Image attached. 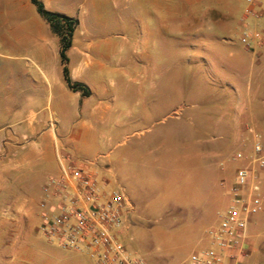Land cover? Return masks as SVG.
I'll use <instances>...</instances> for the list:
<instances>
[{"label":"rangeland","instance_id":"374dc122","mask_svg":"<svg viewBox=\"0 0 264 264\" xmlns=\"http://www.w3.org/2000/svg\"><path fill=\"white\" fill-rule=\"evenodd\" d=\"M122 2L113 10L79 6L74 12L92 60L79 82L94 90L91 101L105 111L87 118L77 107L79 137L71 153L78 160L99 155L109 186L125 188L134 208L122 242L148 264H179L215 247L210 230L229 203L227 190L240 165L234 155L252 149L250 128L264 139L261 45L251 49L240 41L245 29L259 34L264 26L259 17H245L246 0H201L197 8L172 11L152 10L149 0ZM40 16L35 5L31 12L0 6V98L6 87L21 83L18 72H27V84L21 83L26 100L8 123L48 103L50 92H38L44 85L29 50L16 42ZM7 117L0 111V126ZM52 165L48 160L38 167L42 178L51 175ZM42 178L34 176L29 191L18 186L17 198L39 199ZM256 218L251 251L264 244V214ZM39 221L37 214L23 218L13 248L0 252V264H94L88 249L50 242ZM255 263L263 264L262 258Z\"/></svg>","mask_w":264,"mask_h":264},{"label":"crops","instance_id":"0c3cea01","mask_svg":"<svg viewBox=\"0 0 264 264\" xmlns=\"http://www.w3.org/2000/svg\"><path fill=\"white\" fill-rule=\"evenodd\" d=\"M42 1L48 10L65 13L72 17L75 16L74 12L80 9L78 8L79 6L83 10H87V8L92 10H113L114 8L124 7L122 0H110L112 3L110 6L108 5V0ZM149 1L152 2V10L167 11L191 10L194 7L197 8V5L201 2V0ZM33 5L31 0H0V6H4L12 11L23 10L31 12ZM259 5V20L262 26H264V0H259ZM31 25L34 28L29 34L26 36L21 34L16 42L19 43L21 48L26 47L29 50L30 55L27 56H30L36 64L37 71L44 85L43 91L38 90V92L41 91L43 93L44 90H48L50 95L47 96L45 93V96L48 98L46 106L37 110L30 108L23 116L8 123L7 120H9L15 109L22 106L23 101L27 97L26 88L24 89V94L22 92V80L27 84V72L23 70L22 72H18L21 85H9L5 89V99L0 98L1 113L9 116L4 121V125L0 126V131L12 126L17 127L15 130H11L12 134L10 136H0V146L3 149V152L0 153V252L13 248L16 237L21 231L23 218H28L30 214H37L40 219V226L42 219L38 204L46 194L45 188L48 179L60 174L61 156L69 155L75 158L71 151L77 150L76 141L79 137V131L74 132V124L77 122L76 117L78 114L77 107H79L78 110L80 112L82 111L86 114L87 118H92L99 114L102 115V112L105 111V108H102L100 102L94 103L91 101L90 97L93 95L94 90L90 86H88L90 88V95H83L82 91H74L67 86L63 77L60 38L53 33L47 19L41 15L40 19H36ZM103 25H107L106 21ZM78 28L80 30L79 34L83 36L82 43L78 46L73 43L71 48L67 50L68 64L71 77L74 81H80L83 71L92 64L88 40L85 38L86 31L80 28V21L75 32H77ZM7 44L15 45L10 40ZM259 49V60L261 63L264 60V45L259 46ZM54 98H56L55 102ZM45 109L51 111L52 118H47L44 112ZM59 123L64 125L60 128L58 126ZM17 139L22 141L19 142ZM18 155H21V159L17 158ZM98 156L90 160H98L94 169L99 177L103 181L108 182L109 185L110 180L104 168L101 167L102 165L100 164ZM48 160L53 164L50 168L52 173L47 178H42L43 170L38 167ZM34 176L35 179L38 177L42 178L39 199H34L32 196L31 199H27L29 197H26L25 200H19L17 198L18 186L26 187L28 191L31 190L34 186ZM227 195L228 198L226 199L229 202L230 196L228 190ZM257 221L255 217L249 224L250 251L240 259L238 264H251L253 261H256L258 256L262 258L264 264V244L256 248L255 251H251L254 240L251 239L253 234L250 233V225ZM130 225L123 234L128 233L131 227ZM29 230L26 227L25 231L29 232Z\"/></svg>","mask_w":264,"mask_h":264},{"label":"built area","instance_id":"2783aa9c","mask_svg":"<svg viewBox=\"0 0 264 264\" xmlns=\"http://www.w3.org/2000/svg\"><path fill=\"white\" fill-rule=\"evenodd\" d=\"M259 0H247L246 18H258ZM240 41L248 48L264 44V30L245 29ZM252 149L238 150L240 165L230 186V200L220 213L219 224L210 230L215 247L192 253L179 264H238L250 251L248 227L264 213V139L250 128ZM60 174L48 179L46 194L39 202L40 231L64 248H86L95 264H147L120 239L129 227L133 210L123 186H109L94 166V160L60 157Z\"/></svg>","mask_w":264,"mask_h":264},{"label":"trees","instance_id":"16d2710c","mask_svg":"<svg viewBox=\"0 0 264 264\" xmlns=\"http://www.w3.org/2000/svg\"><path fill=\"white\" fill-rule=\"evenodd\" d=\"M38 12L50 24L53 33L59 36L61 42V62L63 66V77L67 86L74 91H82L83 95H90V88L79 81H74L71 77L68 65L67 50L73 45V37L79 20L68 14L48 10L42 0H31Z\"/></svg>","mask_w":264,"mask_h":264}]
</instances>
